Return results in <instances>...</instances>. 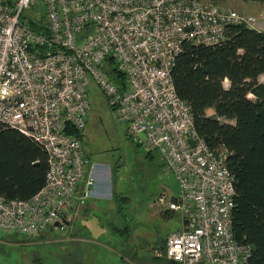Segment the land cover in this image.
<instances>
[{
  "label": "built area",
  "instance_id": "obj_1",
  "mask_svg": "<svg viewBox=\"0 0 264 264\" xmlns=\"http://www.w3.org/2000/svg\"><path fill=\"white\" fill-rule=\"evenodd\" d=\"M255 22L220 0H0V121L41 144L48 165L33 195L1 194L0 238L63 227L71 202L90 196L95 164L66 124L85 126L92 82L178 183L174 198L158 197L181 221L159 255L176 264H250V245L231 230L228 152L197 133L170 72L183 41L216 43L227 25ZM107 58L123 85L104 69Z\"/></svg>",
  "mask_w": 264,
  "mask_h": 264
},
{
  "label": "trees",
  "instance_id": "obj_2",
  "mask_svg": "<svg viewBox=\"0 0 264 264\" xmlns=\"http://www.w3.org/2000/svg\"><path fill=\"white\" fill-rule=\"evenodd\" d=\"M35 21L29 17V27L37 29ZM110 64L107 58L104 69L123 85L122 73L109 70ZM170 73L197 133L228 152L225 164L235 189L231 230L234 239L250 245V264H264V81L258 79L264 73V31L229 24L219 42L183 41ZM66 131L82 138V129L66 124ZM46 158L41 144L0 121V196L33 195L45 181Z\"/></svg>",
  "mask_w": 264,
  "mask_h": 264
},
{
  "label": "rangeland",
  "instance_id": "obj_3",
  "mask_svg": "<svg viewBox=\"0 0 264 264\" xmlns=\"http://www.w3.org/2000/svg\"><path fill=\"white\" fill-rule=\"evenodd\" d=\"M89 95L92 106L81 145L91 162L109 169L102 195L72 201L63 227L35 236L0 238V264H159V259L167 260L159 255L162 241L180 228L181 221L178 212L158 203V197L163 192L176 196L178 183L164 167L159 150L126 131L128 122L107 107L92 82ZM113 190L119 198L112 199Z\"/></svg>",
  "mask_w": 264,
  "mask_h": 264
},
{
  "label": "crops",
  "instance_id": "obj_4",
  "mask_svg": "<svg viewBox=\"0 0 264 264\" xmlns=\"http://www.w3.org/2000/svg\"><path fill=\"white\" fill-rule=\"evenodd\" d=\"M224 4L230 5L233 8L243 12V13H248L252 14L256 17V22L254 24L255 29L257 30H263L264 31V0H220ZM259 76H262L259 78ZM258 79L260 81H264V73L259 74ZM227 84V83H226ZM95 168L94 170V184L92 187V191L89 197H96L102 195L103 193V188H104V183L108 179L110 173L108 167L104 163L100 162H95ZM114 190L112 191V199L118 197V195ZM164 193V192H163ZM165 198L171 199L174 198L175 195L169 194L166 195L164 194ZM159 264H169L167 260H160Z\"/></svg>",
  "mask_w": 264,
  "mask_h": 264
},
{
  "label": "water",
  "instance_id": "obj_5",
  "mask_svg": "<svg viewBox=\"0 0 264 264\" xmlns=\"http://www.w3.org/2000/svg\"><path fill=\"white\" fill-rule=\"evenodd\" d=\"M139 136H140L141 138H144V134H143V133H139Z\"/></svg>",
  "mask_w": 264,
  "mask_h": 264
}]
</instances>
